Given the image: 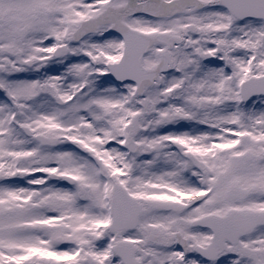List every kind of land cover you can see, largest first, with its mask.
<instances>
[{"label":"snow or ice","instance_id":"1","mask_svg":"<svg viewBox=\"0 0 264 264\" xmlns=\"http://www.w3.org/2000/svg\"><path fill=\"white\" fill-rule=\"evenodd\" d=\"M0 264H264V0H0Z\"/></svg>","mask_w":264,"mask_h":264}]
</instances>
